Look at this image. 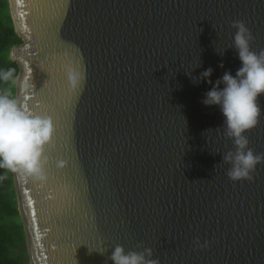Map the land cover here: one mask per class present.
Instances as JSON below:
<instances>
[{
    "label": "water",
    "instance_id": "1",
    "mask_svg": "<svg viewBox=\"0 0 264 264\" xmlns=\"http://www.w3.org/2000/svg\"><path fill=\"white\" fill-rule=\"evenodd\" d=\"M8 2L16 99L55 130L46 183L12 172L30 264H112L116 245L160 264H264V163L229 180L225 118L194 83L235 75L233 21L264 51V0ZM247 137L264 154V117Z\"/></svg>",
    "mask_w": 264,
    "mask_h": 264
},
{
    "label": "clouds",
    "instance_id": "2",
    "mask_svg": "<svg viewBox=\"0 0 264 264\" xmlns=\"http://www.w3.org/2000/svg\"><path fill=\"white\" fill-rule=\"evenodd\" d=\"M231 27L235 35L230 48L235 49L240 61L235 75L226 71L213 84L211 78L214 70L208 68L194 83L202 80L211 86L202 103L207 107H219L225 118V136L232 141L234 151L222 154V164L228 165L226 175L235 183L253 180V173L264 163V154H257L250 147L247 137V133L257 127L264 117V107L260 103L261 97H264V51L257 53L252 50L254 37L245 22L233 21ZM217 51L223 55L225 49ZM65 70L71 87L78 88L82 75L71 66ZM2 76L8 80L12 72H4ZM54 132V124L49 116L26 109L7 94L0 95V168L40 184L46 183V169L50 163L47 149L53 145ZM56 166L63 169L66 162L57 160ZM109 259L112 264H160L152 248L130 251L123 245H116Z\"/></svg>",
    "mask_w": 264,
    "mask_h": 264
},
{
    "label": "trees",
    "instance_id": "3",
    "mask_svg": "<svg viewBox=\"0 0 264 264\" xmlns=\"http://www.w3.org/2000/svg\"><path fill=\"white\" fill-rule=\"evenodd\" d=\"M22 44L10 15L8 0H0V95L16 99L19 67L10 60V52ZM11 71L4 80L2 74ZM17 100V99H16ZM0 264H28L24 227L20 219L11 171L0 168Z\"/></svg>",
    "mask_w": 264,
    "mask_h": 264
},
{
    "label": "rangeland",
    "instance_id": "4",
    "mask_svg": "<svg viewBox=\"0 0 264 264\" xmlns=\"http://www.w3.org/2000/svg\"><path fill=\"white\" fill-rule=\"evenodd\" d=\"M27 248V247H26ZM28 264H30V262H29V258H28Z\"/></svg>",
    "mask_w": 264,
    "mask_h": 264
}]
</instances>
